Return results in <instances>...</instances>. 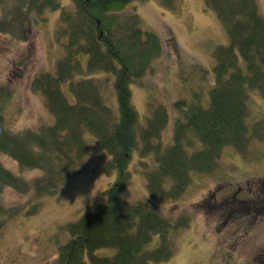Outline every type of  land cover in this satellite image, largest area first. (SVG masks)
Returning <instances> with one entry per match:
<instances>
[{
    "label": "trees",
    "instance_id": "trees-1",
    "mask_svg": "<svg viewBox=\"0 0 264 264\" xmlns=\"http://www.w3.org/2000/svg\"><path fill=\"white\" fill-rule=\"evenodd\" d=\"M73 1L72 8L59 0L21 2L26 21L33 18L35 11L38 17L47 10L60 11L56 37L63 43L52 70L38 72L30 82L31 93L43 99L51 121L36 129L16 130L7 122L5 113V104L13 92L0 86V155L15 160L23 170L40 172L27 178L0 159V235H7L8 224L30 225L20 223L17 217L21 214L34 215L43 205L42 213H48L73 178L83 175L88 183L84 172L99 156L108 160L106 174L116 175L105 191L107 201L68 223L72 238L60 246L56 263L88 264L86 255L92 264L168 261L175 255L176 241L190 228L191 216L187 211L168 218L159 201L180 200L190 187L193 172L216 174L227 147L245 155L250 150L253 131L247 121L248 102L254 92L264 98V14L260 1L204 0L205 7L215 12L225 28L228 41L214 48L212 82L211 71L199 62L180 68L184 85L195 81L198 84L193 87L190 101L174 103V122L158 89L149 88L143 81L153 74L164 49L160 35L143 29L137 12L127 10L133 0ZM4 3L0 0L1 5ZM159 3L171 11L180 2ZM10 30L11 26L0 21V31ZM29 30L28 26L27 33ZM174 46L180 52L176 41ZM137 89L142 90L140 98ZM143 99L147 100L145 108ZM260 123L255 129L259 133ZM168 127L173 131L171 139L165 136ZM137 156L138 168L145 164L141 171L146 177L149 201L130 202L124 198L132 178L130 166L136 163ZM254 181L264 183V177ZM78 184L79 181L74 184V192ZM7 188L25 197L24 203L5 204ZM209 195L214 197L211 202L206 198ZM215 195L216 189L193 203L192 208L207 215L211 209H206L205 204L223 208L236 202L237 208L245 211L244 204L250 209L259 203L258 197L232 195L215 200ZM38 226V235H42L44 228ZM246 228L247 234L253 222ZM156 234L160 236L159 244L148 248ZM223 239L226 243L227 239L220 240ZM243 239L229 249H217V258L228 260V264H250L232 253ZM102 248H114L116 252L111 256L96 255Z\"/></svg>",
    "mask_w": 264,
    "mask_h": 264
},
{
    "label": "rangeland",
    "instance_id": "rangeland-1",
    "mask_svg": "<svg viewBox=\"0 0 264 264\" xmlns=\"http://www.w3.org/2000/svg\"><path fill=\"white\" fill-rule=\"evenodd\" d=\"M59 1L67 8L74 5L73 0ZM259 1L261 12L264 14V0ZM4 2L0 4V21L11 26V30L8 33L0 31V86L13 92L11 93L13 97L5 104L7 122L16 130L36 129L41 123L51 121V117L42 103L43 99L31 93L30 82L38 72L52 70L62 53L60 43L63 42L58 41L56 37L60 11L47 10L41 17L35 15L36 11L32 12L33 18H29V22L24 19L26 11L22 9V0ZM179 2L177 9L171 11L163 8L159 0H133L127 5L128 11L135 10L140 16L141 27L158 33L163 42L164 52L155 63L153 74L146 76L143 81L149 88L158 89L163 103L169 107L173 122L177 118L174 103L180 99L190 101L193 87L198 84L195 81L184 85L179 77L180 68L189 66L191 62H199L211 71L209 80L212 82L214 48L228 41L225 28L215 12L205 7L204 0ZM28 26L29 33L26 31ZM3 29H6V26H3ZM175 41L181 47L180 52L175 49ZM140 91L142 92L137 89L139 98ZM248 103L251 110L248 124L253 131L250 150L246 155L242 154L243 158L235 153L241 161H236L234 153L226 150L221 154L220 168L216 174H212L217 180H204L207 182H202L197 190L191 186L192 190L188 189L182 199L161 203L164 214L169 217H177L190 211L192 222L191 227L182 233L179 241H176L175 255L168 261L152 264H218L213 258L216 249L210 252L208 243L211 237L216 238V230H221L223 238L227 239L226 248L234 245L239 238H244L240 244L235 245L236 250H232L241 262L250 264L264 262V183L245 182L248 179L259 180L264 177V98L254 92ZM143 106L144 108L147 106L146 99H143ZM258 121L259 123L261 121L260 133L255 130ZM172 135V128L168 127L165 136L171 139ZM94 143L92 142L93 145ZM106 157L110 156L106 154ZM251 157L257 158L249 161L247 158ZM0 159L8 168L27 178L40 173L38 170L21 169L15 160L6 155H0ZM106 161L108 160L105 157L93 158L92 168L84 172V175L88 174L89 182L85 183L83 175L73 178L65 193L58 197L57 204L53 205L48 213H42L43 205L34 215L21 214L17 217L20 223L30 225L8 224L5 230L8 231L7 235L4 233L0 235V264H57L60 246L72 238L67 228L68 223L77 221L82 214L93 211L100 203L107 201L105 191L115 180L116 175L106 174L104 171ZM139 162L137 156L136 163H131L132 178L124 195V198L131 202L149 201L146 177L141 171L145 164L138 168ZM78 181L74 192L73 186ZM204 185L210 188L219 187V198L235 194L239 198L258 197L259 203L250 209L244 204L245 211L239 210L236 202L223 208L205 204L206 209H211L205 215L202 211L192 208L193 201L201 198L198 191L202 186L205 187ZM194 193L196 194L193 196ZM3 198L7 205L24 203L25 200V197L10 188H7ZM34 222L44 228L42 235H38L40 228L33 224ZM252 222L253 228L246 234V227ZM33 226H35L33 231L27 230ZM192 230L196 232L189 236ZM36 235L45 245L39 242ZM159 242L160 236L156 234L148 248L156 247ZM115 252L114 248H102L95 254L111 256ZM215 255L218 256L217 252ZM86 259L88 260V257ZM218 260L220 264L229 262L224 258Z\"/></svg>",
    "mask_w": 264,
    "mask_h": 264
}]
</instances>
